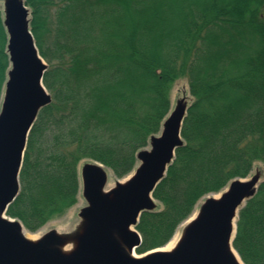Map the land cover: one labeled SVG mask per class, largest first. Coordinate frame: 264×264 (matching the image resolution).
Segmentation results:
<instances>
[{"label":"trees","instance_id":"16d2710c","mask_svg":"<svg viewBox=\"0 0 264 264\" xmlns=\"http://www.w3.org/2000/svg\"><path fill=\"white\" fill-rule=\"evenodd\" d=\"M52 95L29 131L6 214L31 232L78 198L79 166L120 178L136 164L185 77L176 148L136 224L143 253L165 245L199 199L264 165V0H24ZM0 3V100L9 67ZM232 245L264 264V178L240 208Z\"/></svg>","mask_w":264,"mask_h":264},{"label":"water","instance_id":"95a60500","mask_svg":"<svg viewBox=\"0 0 264 264\" xmlns=\"http://www.w3.org/2000/svg\"><path fill=\"white\" fill-rule=\"evenodd\" d=\"M2 9L9 67L0 103V264H245L232 241L238 212L260 183L258 169L207 195L172 247L136 252L141 236L135 226L143 211L156 209L153 191L183 144L181 126L189 105L185 95L176 99L160 132L149 137V147L137 151L138 164L124 180L106 188L104 164H81L86 204L71 229L53 227L37 238L26 235L23 223L6 209L19 192L29 131L52 95L43 83L48 65L30 29L29 7L24 0H2Z\"/></svg>","mask_w":264,"mask_h":264},{"label":"rangeland","instance_id":"374dc122","mask_svg":"<svg viewBox=\"0 0 264 264\" xmlns=\"http://www.w3.org/2000/svg\"><path fill=\"white\" fill-rule=\"evenodd\" d=\"M0 3H1V17H2V23H3L4 14H3V9H2V0H0ZM3 89H4V87H3ZM2 95H3V91H2ZM183 95L186 96L188 103H190L191 96H190L189 91H188L186 78L185 77H180L173 83L172 88H171V93H170L171 106H170V110L173 108L176 99L181 97V96H183ZM1 99H2V96H1ZM0 103H1V100H0ZM161 124H162V122H161ZM160 129H159V131L157 133L160 132ZM157 133H155V134H157ZM148 147H149V144L147 142V145L145 147H143V148H148ZM85 161H93V160H84L83 162H85ZM83 162L80 163V166H81V164ZM137 164H138V161L136 160L135 166ZM80 166H79V169H80ZM105 167H106V170L108 172V179H107L106 188L113 186L116 180H124L130 174L129 173L128 175H126L124 177L118 178L112 173V171L107 166H105ZM257 169L261 171V178H260V181H261L264 178V165L262 163H260V162H255L254 163L250 173L246 177H249ZM206 196L207 195H205L204 197H202L201 199H199L197 201V203L194 206V210H193L192 214L187 219H185L183 222L180 223V225L177 227L173 237L165 244V248L168 249V248L173 246V244L175 243V241L179 237V234L181 232V229H182L183 225L187 222V220L191 216L195 215V213L197 212V210L199 208V205L201 204V202L203 201V199ZM156 203H157V207H156V209H157L160 206V202L157 200ZM85 204H86V201H85V199L83 198V196L81 194V185H80L78 198H77L76 203L73 206H71L66 211V213L64 215L48 221L45 225H43L41 228H39L35 232L28 231L25 227H24V231H25V233H26V235L28 237H32V238L39 237L43 232H45L46 230H48L50 228H53V227L57 228L60 231H67V230L71 229L78 222L79 218H78V214L77 213H78L79 209Z\"/></svg>","mask_w":264,"mask_h":264},{"label":"bare ground","instance_id":"6f19581e","mask_svg":"<svg viewBox=\"0 0 264 264\" xmlns=\"http://www.w3.org/2000/svg\"><path fill=\"white\" fill-rule=\"evenodd\" d=\"M163 248H164V249H167V248H165V246H163Z\"/></svg>","mask_w":264,"mask_h":264}]
</instances>
